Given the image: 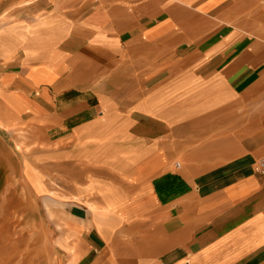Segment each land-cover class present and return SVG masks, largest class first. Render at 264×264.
Wrapping results in <instances>:
<instances>
[{"label":"crops","instance_id":"crops-1","mask_svg":"<svg viewBox=\"0 0 264 264\" xmlns=\"http://www.w3.org/2000/svg\"><path fill=\"white\" fill-rule=\"evenodd\" d=\"M235 1L0 0V114L57 145L24 174L66 211L52 264H264L255 154L194 164L264 71Z\"/></svg>","mask_w":264,"mask_h":264},{"label":"rangeland","instance_id":"rangeland-1","mask_svg":"<svg viewBox=\"0 0 264 264\" xmlns=\"http://www.w3.org/2000/svg\"><path fill=\"white\" fill-rule=\"evenodd\" d=\"M235 2L233 24L254 45L264 46V0ZM255 79L244 91L246 95L236 97L234 107L229 110L232 115L215 116L211 125L214 129L199 132L210 133L214 138L193 147L203 159L194 164L204 169L221 167L231 158L252 152L254 166L256 160L264 156V71ZM26 122L19 117L5 119V115L0 114V264H52L50 234L65 223L66 211L62 206L42 204L27 190L36 180L29 182V178H25L28 166L31 165V171L35 169L43 153L57 145H52L51 141H30L35 135L33 130L25 128ZM43 164L44 169L51 170L49 162H40V166Z\"/></svg>","mask_w":264,"mask_h":264},{"label":"built area","instance_id":"built-area-1","mask_svg":"<svg viewBox=\"0 0 264 264\" xmlns=\"http://www.w3.org/2000/svg\"><path fill=\"white\" fill-rule=\"evenodd\" d=\"M179 163H178V167H179ZM255 170L258 173H264V156L261 157L260 159H258V161L255 163Z\"/></svg>","mask_w":264,"mask_h":264}]
</instances>
